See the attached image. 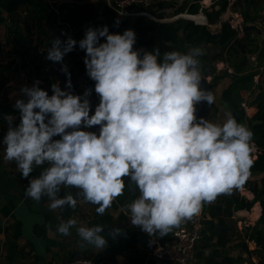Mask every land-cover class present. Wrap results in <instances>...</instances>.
Listing matches in <instances>:
<instances>
[{
  "label": "clouds",
  "instance_id": "9594fccd",
  "mask_svg": "<svg viewBox=\"0 0 264 264\" xmlns=\"http://www.w3.org/2000/svg\"><path fill=\"white\" fill-rule=\"evenodd\" d=\"M135 43L133 29L111 33L107 25L87 28L79 41L53 39L45 58L61 63L68 77L65 88L52 83L49 95L39 80L22 87L26 99L14 104L20 122L13 126L15 117L4 116L8 130L0 145L4 160L14 161L29 179L26 196L46 197L51 210L75 209L73 195H60L62 188L74 187L102 215L123 194L128 177L140 192L127 205L131 225L149 237H163L198 214L202 203L244 182L253 133L231 114L223 124L197 117V104L214 102L201 87L202 49L161 53L155 48L141 55ZM77 45L85 51L86 72L99 96L94 112L88 99L92 89L73 94L71 73L63 64ZM97 125L98 132L89 130ZM45 163L49 166L39 176L30 177L34 165ZM76 226L77 220L69 219L57 231L70 235ZM120 231L115 228L110 235ZM77 232L82 247L108 244L102 225L81 226Z\"/></svg>",
  "mask_w": 264,
  "mask_h": 264
},
{
  "label": "crops",
  "instance_id": "0c3cea01",
  "mask_svg": "<svg viewBox=\"0 0 264 264\" xmlns=\"http://www.w3.org/2000/svg\"><path fill=\"white\" fill-rule=\"evenodd\" d=\"M21 1L22 3H19L18 0H0V42L10 43L9 39L12 41L10 44L13 49L14 45L16 48L20 47L27 50V59L30 64V66L22 64L16 71L10 70L7 66H0V140L3 139L8 130V124L4 120L5 115L15 117L13 126L18 125L20 122L19 110L14 108V104L16 99H26L20 91L22 87H30L35 81L39 80L41 82L39 87L48 91L51 95L52 83L59 82L61 88L64 89L67 81L65 73V81L57 80L54 77L46 80L47 59L45 57L47 51L39 43H36L37 27L31 25V23L38 20V14L29 3V0ZM34 1L42 3L44 7L48 8L49 11H46L44 16L47 17V14L51 12L57 25L65 28L66 38L71 36L79 41L84 37L87 28L107 25L111 33L122 34L126 29H133L136 33V43L133 47L141 50V55L143 51H152L155 48H159L161 53L171 50L186 53L193 47L202 49L203 54L198 58L202 77L201 87L213 95L214 102L211 105L206 102L197 104L196 114L197 117H204L215 124H223L228 115L231 114L230 109L222 101V95L235 82L232 76H236V80H238L248 74H255L253 84L254 86L259 85L260 90H253L251 94L247 91H240L239 95L243 99L242 107L245 115L251 118L257 113V107H249V103L258 92H262L264 95V18H262L264 12L260 13L261 18L255 23L260 29L261 35L258 36L250 32V36H245L246 33H243L241 29L242 25L245 26L246 24L243 23L238 9L236 8L237 10L233 13L228 10V8L236 6V1L233 3L227 0L228 5L226 8L228 17L234 18L235 22L224 21L225 10L215 24L208 23L202 10L211 13V8H213L217 11L220 8V1L218 0H182L178 8H176V5L179 0H157L159 9L165 8L159 14L163 17L159 16L157 19L168 18L159 22L150 21L145 17L119 18L109 9L107 0ZM192 4H198L199 6L204 4L205 8L200 6L198 14L205 17L206 24L202 26H205L211 34L219 33L222 24L227 23L237 31L236 37L240 46L232 42L224 49L216 44H201L198 46L186 44L183 39L182 28L184 23L189 20L182 18L170 19L177 9L182 8L181 13H186L188 7ZM34 17L37 18L33 19ZM139 21L141 22L140 28L137 27ZM148 21L155 25L146 27ZM44 22L46 21L40 22L42 28H44ZM237 27L240 28L239 31ZM252 40L259 47L255 54L248 53L251 49L249 43ZM101 42H103V38ZM35 47H38L39 54L45 53L43 60L36 55ZM260 48L263 50L261 53L263 57L259 59L257 55ZM78 52L83 56L79 57V60L84 63L85 51ZM63 64L67 65L68 71L71 69L72 65L68 54L64 56ZM56 66L61 67V63L56 62ZM32 69H36L34 73H31ZM35 76L38 77L35 78ZM70 79L73 94L82 95L86 89H93L88 99L94 112L95 106L99 103V96L94 91L95 82L87 75L85 64L83 72L78 74L74 70ZM262 103L264 105V100ZM93 127L89 130L92 131ZM97 127L99 126L97 125ZM253 153H255L254 149ZM3 157L4 149L0 145V264H69L76 258L96 260L102 264H172L150 257L148 255L149 251L156 244L168 242L172 231L182 227L188 219L183 220L179 226L173 227L163 237H149L139 227L131 225L127 205L138 198L140 192L135 183L130 181L128 177L124 178L125 188L123 194L116 197L102 215L96 212L98 205L85 202L81 191L74 187L62 188L60 195H73L77 199L76 208L73 209L65 205L62 208L51 210L48 207L49 201L46 197L36 201L26 196L29 179L22 176L14 161H6ZM48 166L47 163L39 166L34 165L30 177L39 176ZM260 178V175L246 177L243 183L234 186L226 193L219 194L212 202L202 203L200 212L195 215L203 217L204 222L212 221L215 229L217 227L223 229L219 233L214 229L216 237L212 241L205 242L201 239L198 242L195 253L199 264H206L210 259L214 261L212 263H220L227 258L235 261L233 264L236 261L239 264H247L249 260L254 264L250 258L248 261H243V252H246L240 246L243 242L246 245L248 243L245 230L249 227L253 228L259 220L261 214L259 204L255 203L249 211H234L231 217L212 218L209 209L220 206L221 202L231 199L233 195H239L248 201H252L253 195L250 192L252 183L250 182L258 181ZM73 218L77 220V226L70 230V235L60 234L57 231L58 225ZM220 220L223 221V225H220ZM97 225L104 226V233H101V235H105L107 238V246L104 249L92 245L82 247L81 245L84 242L78 235L77 228L81 226L91 228ZM115 228H119L120 233L116 236L110 235V232ZM236 230L243 231H241L243 240L241 242L236 240L233 243L232 239ZM262 231L264 234V230ZM128 235H136L133 238L134 240H130V245L126 242V236ZM221 236L222 240H219ZM147 239L150 247L143 246L144 240ZM223 244L225 245L223 246ZM257 251L256 261H264L262 248H257ZM248 252L250 251L248 250Z\"/></svg>",
  "mask_w": 264,
  "mask_h": 264
},
{
  "label": "trees",
  "instance_id": "16d2710c",
  "mask_svg": "<svg viewBox=\"0 0 264 264\" xmlns=\"http://www.w3.org/2000/svg\"><path fill=\"white\" fill-rule=\"evenodd\" d=\"M18 2L22 3L21 0H18ZM29 3L32 5L33 9L38 14V20L35 23H31V25H35L37 27L38 36L36 39V43H39L40 46L47 51V48L51 46V42L53 39L57 37L61 38L62 40L66 39L65 28H63V26L57 25L56 20L52 17V13H48L47 17L44 16L46 11H49L47 7H44L42 3H36L34 0H29ZM227 5V0H220V8L217 11H215L213 8H211V13L210 11L202 10L205 14V17L207 18L208 23H217L221 14L225 12ZM235 5L237 6L238 12L240 13L244 24L257 23V21L261 18L260 13L264 12V0H236ZM199 10L200 6L198 4H192L188 7L186 13L188 15H197ZM182 11V8L177 9L173 16L182 14ZM37 17H34L33 19ZM262 18H264L263 14ZM43 20L46 21L43 24L44 28H42V23H40ZM64 21H66V19H64ZM146 25V27H151L155 24H153L152 22L150 23V21H148V24ZM137 27H141L140 21L137 24ZM182 31L183 39L188 45L198 46L201 44H216L219 45L222 49H224L232 42L236 43L235 45L240 46L237 42V31L227 23L222 24L221 30L217 34H211L205 26L195 25L191 21L184 23ZM250 34L251 33H246L245 36H250ZM8 41L12 43L11 40L8 39ZM13 47V50H15L14 52L17 53L21 59V66L22 64L24 66H30L29 61L27 59L28 51L20 47L16 48L14 45ZM249 47H251V49H249L248 51L249 54H255L259 49L258 45L254 43V40L249 43ZM241 49L242 48L240 47V50ZM74 50L77 53L73 52ZM74 50L68 53L70 64L72 65L71 69L69 70L71 75L74 70H76L78 74L82 73L84 70V63L79 60V57L83 56H81V54L78 52L82 50L78 47V45L74 48ZM245 52L246 50L244 47V53ZM243 62L245 64L244 60ZM34 70L36 69H32L31 73H34ZM46 70V80H48L50 77H54L57 80L65 81L64 72L61 71L60 66H56V63L47 60ZM254 76L256 75L251 73L243 78L241 77L238 80H236V76H232V79L235 80V82L230 86V88L224 91L222 95V101L230 109L231 116L234 117L238 123L244 125L253 133L252 139L250 141V159L252 160V164L250 166L249 174L247 177L260 175L261 178L258 181L250 182L252 183L250 188V192L253 195L252 201H248L245 198L240 197L239 195H233L231 199H226L224 200V202H221L220 206L212 207L211 209H209V214L212 218L220 216L231 217L234 211H249L255 203H258L261 209L259 220L253 228L249 227L245 230V237L246 239L248 237V242H253L257 246V248H262L264 257V245H262V238L264 237L262 231L264 230V105L263 103L259 104L257 106V113L253 117L248 118L245 115L244 108L242 107L243 99L239 95L240 91H247L251 94L253 90H260L259 85L254 86L253 84ZM36 77L38 76H35V78ZM255 121H260L261 124L253 125V122ZM253 149L255 150V153H253ZM254 156H256V158L253 159ZM200 218L202 222L201 239H203L205 242H210L216 237L214 233L215 228L213 226V222H204L203 217ZM219 223L220 225L224 224L222 220H220ZM135 237L136 235L126 236L127 244L129 243L130 245V240ZM219 240H222V236L219 238ZM224 245L225 244H223V246ZM143 246L150 247L148 239L144 240ZM240 247L246 253L250 254V252H248L247 250V245L244 244V242ZM212 262L214 261L210 259L207 261L206 264H233L235 261L227 258L222 260L220 263ZM236 263L239 264V262L237 261ZM247 264L253 263L249 260ZM258 264H264V261H258Z\"/></svg>",
  "mask_w": 264,
  "mask_h": 264
},
{
  "label": "built area",
  "instance_id": "2783aa9c",
  "mask_svg": "<svg viewBox=\"0 0 264 264\" xmlns=\"http://www.w3.org/2000/svg\"><path fill=\"white\" fill-rule=\"evenodd\" d=\"M109 9L119 18L145 17L151 21L159 22L165 19H155V16L148 13L147 10L153 6L152 0H107ZM178 18L186 19L195 25H205L206 19L202 14L188 15L182 13L171 17L170 20ZM0 66H7L16 71L21 66V59L14 52L12 45L8 42H0ZM92 131H99V127L94 126ZM202 222L197 215L192 216L180 228L172 231L171 238L165 244H156L149 251V256L167 261L172 264H190L195 256V250L198 242L201 240ZM69 264H102L99 261L76 258Z\"/></svg>",
  "mask_w": 264,
  "mask_h": 264
},
{
  "label": "rangeland",
  "instance_id": "374dc122",
  "mask_svg": "<svg viewBox=\"0 0 264 264\" xmlns=\"http://www.w3.org/2000/svg\"><path fill=\"white\" fill-rule=\"evenodd\" d=\"M153 1V6L150 8V9H148L147 10V12L148 13H150V14H152V15H154L155 16V19L156 18H158L160 15V12H161V10H165V8H161V9H159V7H158V1L157 0H152ZM218 1H220V0H218ZM230 2H233L234 3V1H236V0H229ZM181 2H182V0L180 1H178L177 2V5H176V8H178L179 7V4H181ZM200 6H202L203 8H205V6H204V4L202 5H200ZM237 8V6H233V7H231V8H228V10H230L232 13L233 12H235V10H237L236 9ZM224 16H225V22H228V21H230L231 23L232 22H235V19L234 18H232V17H228V13H227V10H226V12H225V14H224ZM149 20V19H148ZM151 21V20H150ZM154 22V21H153ZM259 25V24H258ZM256 26V25H255ZM236 27V26H235ZM261 27H262V25H261ZM242 28H243V25H242ZM258 28V27H257ZM239 27H237V30L239 31ZM242 231V230H241ZM241 231H239V230H236L235 231V233H234V237H235V239H234V237H233V239H232V242L234 243V241H236V240H238L239 242H241L242 240H243V238H242V233H241ZM243 232V231H242ZM256 245L255 244H252L251 242H248L247 243V249L250 251V254L248 253H244L243 251V255H244V260L243 261H248L249 260V258L254 262V264L256 263V264H258V261H256V259H257V256H258V254H256V252H258L257 251V247H255ZM241 249V248H240ZM190 264H199V262H198V260H197V258H196V253H195V256H194V259H193V261L190 263ZM245 264V263H244Z\"/></svg>",
  "mask_w": 264,
  "mask_h": 264
},
{
  "label": "water",
  "instance_id": "95a60500",
  "mask_svg": "<svg viewBox=\"0 0 264 264\" xmlns=\"http://www.w3.org/2000/svg\"><path fill=\"white\" fill-rule=\"evenodd\" d=\"M241 31H242L243 33H250V32H253L255 35H258V36L261 35V31H260V29H258L257 26H255V24L253 25V24H249V23H247L245 26H243V28L241 29ZM37 49H38V47H35V48H34V51L36 52V55H37L41 60H43L45 53L42 52L41 54H39L38 51H37ZM262 51H263V50H261V48H260V50H259V54L257 55V58L260 59V58L263 57V54H261ZM66 78L68 79L67 76H66ZM263 100H264V95H263V93H262V92H258V93L255 95L254 99L249 103V107H257L259 104H261V103L263 102ZM255 124H261V122H260V121H255V122H253V125H255ZM222 229H223L222 227H217V228L215 229V231L219 233ZM262 245H264V239L262 240ZM235 264H236V263H235Z\"/></svg>",
  "mask_w": 264,
  "mask_h": 264
},
{
  "label": "bare ground",
  "instance_id": "6f19581e",
  "mask_svg": "<svg viewBox=\"0 0 264 264\" xmlns=\"http://www.w3.org/2000/svg\"><path fill=\"white\" fill-rule=\"evenodd\" d=\"M207 3V2H206Z\"/></svg>",
  "mask_w": 264,
  "mask_h": 264
}]
</instances>
